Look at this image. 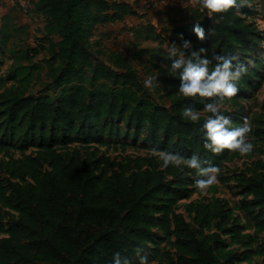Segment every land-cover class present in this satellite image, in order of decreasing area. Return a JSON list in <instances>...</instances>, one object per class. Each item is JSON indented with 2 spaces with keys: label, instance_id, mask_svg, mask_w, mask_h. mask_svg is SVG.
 I'll use <instances>...</instances> for the list:
<instances>
[{
  "label": "trees",
  "instance_id": "trees-1",
  "mask_svg": "<svg viewBox=\"0 0 264 264\" xmlns=\"http://www.w3.org/2000/svg\"><path fill=\"white\" fill-rule=\"evenodd\" d=\"M176 10L184 14L183 9ZM36 11L41 17L40 43L14 50L19 83L0 97V149L17 143L37 148L12 162V175L18 181L8 186L0 177V232L7 233L0 239V264H109L117 251L136 264L133 249L137 245L146 251L150 242L158 245L161 241L155 239L156 228L175 237L174 264H238L232 257L224 261L217 254L216 249L223 247L217 236L198 237L178 211L179 200L189 190L186 167L165 169L159 157L147 156L119 162L117 169L109 171L99 159L91 161L58 149L75 137L89 143L105 132L112 135L119 129L117 120H127L129 127L147 129L154 144L182 153L195 150L219 161L228 149L221 156L205 150L200 125L181 117L185 106L194 104L200 109L209 98L194 101L175 96L176 91L169 88L165 94L170 105L163 107L138 88L139 73L128 53L104 49L106 59L93 61L89 46L96 26L135 15L129 2L40 0ZM241 11L242 7L232 8L209 17L206 10H199L188 19L165 12L167 25L160 30L151 23L141 25L135 39L136 43L156 41L157 50H140L135 45L132 56L157 67L162 86H179L178 77L162 68L171 63L167 49L172 43L190 40L194 49L208 48L210 56L232 54L258 37ZM197 24L205 29L204 41L193 31ZM17 28L4 17L0 46ZM43 51L51 54L47 75L60 90L56 97L27 94L34 74L23 61L31 64ZM248 182L255 203L264 208V180ZM1 206L19 213L7 229ZM206 207L198 205V217ZM228 222L224 216L220 227Z\"/></svg>",
  "mask_w": 264,
  "mask_h": 264
},
{
  "label": "rangeland",
  "instance_id": "rangeland-1",
  "mask_svg": "<svg viewBox=\"0 0 264 264\" xmlns=\"http://www.w3.org/2000/svg\"><path fill=\"white\" fill-rule=\"evenodd\" d=\"M39 1L0 0V28L5 16L18 27L17 30L10 32L14 36L5 39L0 46V97L6 89H14L19 83V77L14 73L18 68V59L14 50L37 47L40 43L38 36L41 17L36 11ZM117 1L129 2L136 10V14L128 15L125 21L120 20L116 28H108L109 26L95 28L89 46L92 59L105 60L106 57L101 52L104 49L122 50L128 53L139 73L138 88L153 97L161 106L168 107L170 100L165 94L166 90L173 89L176 91L175 96H182L178 92L179 86H170L167 83L162 86L160 81V84L152 89L145 88V78L150 74L155 75L159 69L147 62V59L141 61L138 56L133 58L135 45L140 50L149 48L156 51L159 44L152 40L136 43L137 31L139 26L149 23L158 26L160 30L162 25H167L168 16L165 12H169L177 19L182 17L188 19L199 10L203 11L200 9L199 0ZM176 8L183 9L184 14L179 13ZM239 14L247 23L253 25L258 37L249 45L239 47L230 54L238 55L241 61L249 65V71L239 82L240 90L237 95L223 102V110L226 115L232 116L234 126H242L247 118L251 126L248 140L255 146L252 153L241 156L238 151L228 150L223 156L222 153L216 154L221 156L219 161L195 150L182 153L154 144L148 138L147 129L138 131L134 126L129 127L127 120H117L119 129L112 135L105 132L89 143L75 137L58 149L61 153H77L83 159L91 161L99 159L109 167V171L117 169L119 162L147 156L160 157L161 151L166 150L179 152L185 157L199 155L202 160L219 167L218 178L206 189H199L195 184V180L200 178L196 170L183 166L186 167V175L189 177L187 183L189 190L187 196L179 200L178 211L185 215L198 237L217 236L220 239L223 247L217 248L216 252L224 261L232 257L238 264H264V208L255 203L253 190L248 182L254 178L264 180V0H242V11ZM22 37L25 38L24 41L19 39ZM50 58V52L43 51L31 64L23 61V64L28 65L34 74L27 90L28 95L56 97L60 91L54 85L53 78L47 75ZM31 65L34 69L30 68ZM210 99L212 98L205 100V103ZM203 106L200 108L201 111ZM207 115L202 111V119ZM35 150H37L36 145L20 143L14 144L8 150L0 149V177L8 186L10 182L19 180L12 175V162ZM201 203L207 207L198 217L197 207ZM1 215L5 229L19 218L17 210L6 206H1ZM224 216L229 218V222L220 227ZM235 227L238 231L233 230ZM5 235H7L6 231L0 232V239ZM155 239L161 241L158 245L150 242L145 251L151 264H174L178 255L174 243L175 237L156 228ZM135 263L139 264V261Z\"/></svg>",
  "mask_w": 264,
  "mask_h": 264
},
{
  "label": "clouds",
  "instance_id": "clouds-1",
  "mask_svg": "<svg viewBox=\"0 0 264 264\" xmlns=\"http://www.w3.org/2000/svg\"><path fill=\"white\" fill-rule=\"evenodd\" d=\"M201 10H206L209 17L216 13H223L229 9L239 10L242 0H199ZM220 17H218L219 19ZM200 41L205 40V29L199 24L193 28ZM183 39V37H182ZM167 59L170 64H163L162 68L167 74L178 77L180 80L178 92L185 98H212L203 106V112L208 115L202 120V111L189 104L181 111L184 121L199 124L203 137V148L210 153L219 154L225 149L238 151L241 156L253 152L254 144L248 140L251 126L245 118L242 126H234L231 115H226L223 102L225 99L235 97L239 92V82L249 71V65L240 60L238 55H223L213 53L209 55L208 48L194 49L190 40H184L182 45L172 43L167 49ZM161 71L155 75H148L144 80L145 88L152 89L160 84L158 77ZM154 151H160L154 149ZM160 160L162 167L187 166L196 170L200 177L195 180L199 189H206L216 182L220 169L202 160L197 154L185 157L179 152L161 151ZM207 165V166H206ZM139 264H151L149 257L144 253V248L137 245L133 249ZM109 264H133L130 256L119 251L113 253Z\"/></svg>",
  "mask_w": 264,
  "mask_h": 264
},
{
  "label": "crops",
  "instance_id": "crops-1",
  "mask_svg": "<svg viewBox=\"0 0 264 264\" xmlns=\"http://www.w3.org/2000/svg\"><path fill=\"white\" fill-rule=\"evenodd\" d=\"M126 19H127V18H125L124 21H125ZM118 22H119V21H117V22H113V23H110L109 25L106 24V25H99V26L102 27V28H103V27L106 28L107 26H109L108 28H116V26H118ZM122 24H123V23H122ZM97 27H98V26H96V28H97ZM94 32H95V30H94ZM137 261H139L138 258L135 259V262H137Z\"/></svg>",
  "mask_w": 264,
  "mask_h": 264
}]
</instances>
